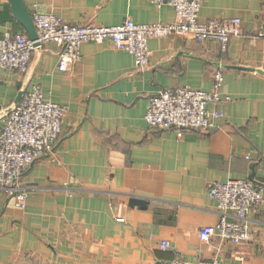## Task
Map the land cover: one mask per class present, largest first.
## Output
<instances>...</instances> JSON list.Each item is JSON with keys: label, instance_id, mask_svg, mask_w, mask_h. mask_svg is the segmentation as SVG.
Listing matches in <instances>:
<instances>
[{"label": "crops", "instance_id": "crops-1", "mask_svg": "<svg viewBox=\"0 0 264 264\" xmlns=\"http://www.w3.org/2000/svg\"><path fill=\"white\" fill-rule=\"evenodd\" d=\"M23 2L30 14L75 25L175 20L169 5L148 0ZM235 18L240 34L224 51L189 36L151 38L143 68L108 41L82 43L64 72L54 43L34 49L25 91L37 84L67 111L57 141L19 178L24 206L0 190V264H161L174 257L162 243L186 260L264 264V0H201L199 22ZM17 32L9 0H0V38ZM217 69L218 100L206 110L221 116L210 130L148 129L149 96L185 86L211 92ZM25 76L0 69V129ZM249 175L263 203L249 211L248 239L201 241L200 230L219 219L207 184Z\"/></svg>", "mask_w": 264, "mask_h": 264}, {"label": "built area", "instance_id": "built-area-1", "mask_svg": "<svg viewBox=\"0 0 264 264\" xmlns=\"http://www.w3.org/2000/svg\"><path fill=\"white\" fill-rule=\"evenodd\" d=\"M156 7L169 5L175 12L172 23L136 24L125 19L116 26L75 25L59 17L32 11L31 19L41 45L52 42L58 47L57 69L68 71L79 60L82 43L108 41L116 50L132 55L136 68L148 63V40L172 35L189 36L195 42L214 41L222 51L231 37L238 36L239 19L198 21L201 0H148ZM34 42L26 33H6L0 38V69L23 75L29 66ZM214 87L205 92L191 87L160 90L147 99L144 120L148 129L173 130L178 136L186 130L208 131L213 127L206 104L218 100L222 72H214ZM67 108L42 98L40 88L32 84L16 107L5 116L0 129V190L15 198L16 206H24L26 190L20 187L21 174L57 141ZM207 196L216 204L219 219L213 226L203 227L199 239L208 242L215 236L221 241L239 244L250 234L249 211L263 203V187L249 179L213 181L206 186ZM162 249L173 252L171 260L161 264H225L217 259L186 260L167 243Z\"/></svg>", "mask_w": 264, "mask_h": 264}, {"label": "water", "instance_id": "water-1", "mask_svg": "<svg viewBox=\"0 0 264 264\" xmlns=\"http://www.w3.org/2000/svg\"><path fill=\"white\" fill-rule=\"evenodd\" d=\"M9 2H10V7H11V11H12V15L14 19L20 25V27L24 30L28 38L34 42L33 44L34 48L36 50H39L41 47V44L36 41L37 34H36L35 28L32 23L31 15L25 3L23 2V0H9ZM27 81H28V69L26 71L25 81L22 84V87L19 90L15 100L13 101L12 105L3 112L2 116L8 115L16 107V105L18 104V102L20 101L21 97L23 96L25 92ZM248 179L254 182L252 175H249Z\"/></svg>", "mask_w": 264, "mask_h": 264}]
</instances>
